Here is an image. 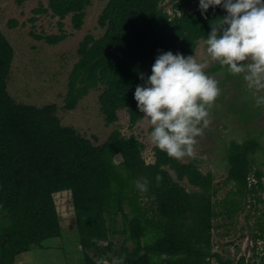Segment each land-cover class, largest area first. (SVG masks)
Instances as JSON below:
<instances>
[{"label": "trees", "instance_id": "obj_1", "mask_svg": "<svg viewBox=\"0 0 264 264\" xmlns=\"http://www.w3.org/2000/svg\"><path fill=\"white\" fill-rule=\"evenodd\" d=\"M173 1V13L168 14L160 7L161 0H107L97 19L103 35H86L78 44L63 108L74 109L90 90L101 86L98 103L105 125L117 122V112L124 110L132 127L143 118L146 105L169 101L170 81L159 80L147 89L149 79L165 70H183L200 40L214 46L219 57L207 73L223 68L226 39L233 32L226 25L227 0H209L207 5L201 0ZM89 4L90 0L39 4L29 21L34 24L37 15L50 12L58 18L59 33L32 29L30 36L58 45L67 38L63 19L70 15L73 29L80 30ZM17 25L14 19L7 24ZM12 55L0 32V264H14L16 256L41 247L46 239L67 237L61 226L64 209L74 218L69 230L82 251V264H103L110 261L106 257L110 253L119 264H264V253L255 245L264 243V218L253 223V259L241 255L236 261L224 260L212 243L216 216L225 214L230 220L248 197L264 192L263 174L252 167V156L260 149L257 139L225 146V182L240 200L227 194L219 212L214 175L202 173L195 161L181 162L178 152L166 146L173 131L170 121L152 128V163L143 159L140 141L117 129L105 143L94 146L59 125L52 116L54 104L39 110L10 98L5 79ZM116 156L121 157L119 163ZM249 178L255 180L250 186ZM182 181L194 190L187 191ZM118 213L119 251L109 241L108 224ZM151 234L153 242L144 244L143 238ZM101 248L105 256L98 261L85 252Z\"/></svg>", "mask_w": 264, "mask_h": 264}, {"label": "rangeland", "instance_id": "obj_2", "mask_svg": "<svg viewBox=\"0 0 264 264\" xmlns=\"http://www.w3.org/2000/svg\"><path fill=\"white\" fill-rule=\"evenodd\" d=\"M201 1L205 5L209 3V0ZM106 2L90 0L80 30L73 29L70 15L66 16L63 28L67 38L56 46H49L29 34L32 29L46 35L59 33L58 18L50 12L37 15L34 24L29 21L34 15L32 10L39 4L47 6V0H24L20 4L18 0H0V32L13 50L5 79L10 98L19 106H32L39 110L54 104L56 110L52 116L59 125L73 130L94 146L105 143L115 129L125 137L133 136L143 145L142 157L146 163L154 161L152 128L170 121L173 131L166 146L178 152L181 162L195 161L202 173L211 172L214 175L217 189L215 203L219 212L224 210L222 203L227 193L236 202L240 200L234 187L225 182V146L230 141L241 143L247 139H257L260 149L252 156V167L262 172L264 185V0H227L226 25L233 32L226 39L228 54L223 60L226 65L216 73H207L209 68L219 62V57L214 46H208L200 40L191 62L183 70L177 73L165 70L149 79L147 89L159 80L170 81L169 101L163 106L146 105L143 118L132 127L124 110L117 112V122L105 125L98 103L101 86L90 90L74 109L63 108L68 75L78 60V44L86 35L94 38L103 35L104 29L98 26L97 19ZM173 4V0H161L160 7L172 14ZM11 19L18 23L15 28L7 26ZM114 161L119 163L121 157L116 156ZM180 183L187 191L194 190L185 181ZM69 211L64 209L61 219L62 230L66 231L67 237L46 239L41 247L28 249L30 253L37 249L49 251L42 259L37 258V263L55 264L58 258L64 260L65 264L82 262L80 246L76 247L74 232L69 230L74 223ZM263 214L264 192L248 197L242 211L232 219L228 220L225 214L216 216L213 224L223 222L225 227H218L217 230L223 232L226 229L228 234L223 239L221 233L214 230L213 251L218 252L224 260L232 261L241 255L253 259L255 245L256 251L264 253V243L254 245L251 230V224L262 221ZM114 218L108 221L111 232L109 241L119 251L122 236L116 231L122 228L121 214L118 213ZM154 239L155 234H151L142 241L149 244ZM101 245L105 246L106 242ZM85 252L97 261L105 256L102 248ZM25 255L24 252L16 257ZM106 257L111 258L112 264H119L111 253L106 254Z\"/></svg>", "mask_w": 264, "mask_h": 264}, {"label": "crops", "instance_id": "obj_3", "mask_svg": "<svg viewBox=\"0 0 264 264\" xmlns=\"http://www.w3.org/2000/svg\"><path fill=\"white\" fill-rule=\"evenodd\" d=\"M227 194H229V193H227ZM226 194V195H227ZM225 195V196H226ZM213 223H214V221H213ZM252 226H253V224H251ZM218 227H222V228H224L225 227V224L223 223V222H220V223H218V224H213V230H212V243L214 244V237H213V233H214V230L216 231V233H221L220 234V237H222L223 239H224V236H226L227 234H228V230H226L225 229V231H223V232H220L219 230H217L218 229ZM252 232H253V234H254V232H255V229H254V227H252ZM250 231H248V233H249ZM253 234H252V236H253ZM241 235V234H240ZM245 235H247V234H245ZM242 236V235H241ZM246 237V236H245ZM250 237V236H249ZM245 239V238H244ZM259 243H261V242H259ZM58 243H56V245H57ZM46 249V248H45ZM49 253V251L48 250H42V249H37L36 251H34V253H30V252H25V256H23V257H16L15 258V261H14V264H46V262H42V263H37L36 262V259L37 258H39V259H42L43 257V255H45V254H48ZM218 253V252H217ZM58 257V256H57ZM63 259H64V257H63ZM55 264H65V262H64V260L62 261L61 260V258H58V260L57 259H55ZM103 263L104 264H112L110 261H107V260H104L103 261ZM48 264H51V263H48ZM75 264H82V262L81 261H76L75 262Z\"/></svg>", "mask_w": 264, "mask_h": 264}, {"label": "built area", "instance_id": "obj_4", "mask_svg": "<svg viewBox=\"0 0 264 264\" xmlns=\"http://www.w3.org/2000/svg\"><path fill=\"white\" fill-rule=\"evenodd\" d=\"M252 182L255 183V180L253 178H249L248 179V186H250L252 184Z\"/></svg>", "mask_w": 264, "mask_h": 264}]
</instances>
